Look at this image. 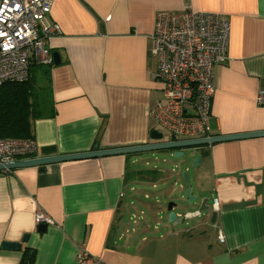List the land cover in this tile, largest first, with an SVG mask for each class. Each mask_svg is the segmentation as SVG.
Listing matches in <instances>:
<instances>
[{
	"label": "crops",
	"instance_id": "1",
	"mask_svg": "<svg viewBox=\"0 0 264 264\" xmlns=\"http://www.w3.org/2000/svg\"><path fill=\"white\" fill-rule=\"evenodd\" d=\"M188 4L231 21L228 59L215 67L211 133L264 131V104L257 99L264 94V0H53L48 18L61 32L47 41L53 65L37 75L38 87L48 89L32 120L38 148L17 160L155 142L150 108L163 96L151 51L155 18ZM188 154L169 173L132 167L134 154L0 170V264H76L82 248L103 264H264V135ZM194 156L202 157L196 168ZM183 170L198 196L186 213L208 197V216L163 231L152 227L163 207L151 202L148 186ZM180 188L178 217L186 213L176 209L189 205L186 183ZM40 211L54 220L45 230L35 221ZM133 214L143 219L134 222ZM4 242L21 247L7 249Z\"/></svg>",
	"mask_w": 264,
	"mask_h": 264
},
{
	"label": "built area",
	"instance_id": "2",
	"mask_svg": "<svg viewBox=\"0 0 264 264\" xmlns=\"http://www.w3.org/2000/svg\"><path fill=\"white\" fill-rule=\"evenodd\" d=\"M52 4L53 0H0V86L27 79L32 61L52 63L47 41L61 32L60 26L48 18ZM230 34L231 21L223 13L197 11L189 4L179 11L157 12L151 51L158 60L154 76L163 96L151 106L150 118L163 133L161 141L214 136L209 119L215 67L228 59ZM257 99L264 104V94ZM37 148L33 137L0 138V165L30 157ZM213 207H218L217 198ZM142 219L133 214L134 222ZM35 221L39 225L54 223L43 211L35 215ZM219 240L224 242L223 234ZM76 264L103 262L82 248Z\"/></svg>",
	"mask_w": 264,
	"mask_h": 264
},
{
	"label": "water",
	"instance_id": "3",
	"mask_svg": "<svg viewBox=\"0 0 264 264\" xmlns=\"http://www.w3.org/2000/svg\"><path fill=\"white\" fill-rule=\"evenodd\" d=\"M55 63H58V54L54 53ZM264 131H256V132H247V133H240V134H230V135H217L212 136L210 138H199V139H192V140H181L175 142H161L160 140L163 138V133L154 129L151 131V139L155 141L153 143L144 144L140 146H132V147H125V148H117V149H110V150H94L91 152H84L79 154H66V155H59V156H51V157H41V158H32L28 160H14L6 165H0V170H11L17 167H26V166H33V165H40V164H48L72 159H82V158H89V157H97V156H107V155H118V154H136L140 152H149V151H157V150H173V155L175 157H182L188 158L190 154L189 151H192L194 147L210 144V143H218L222 141L234 140V139H242L248 137H256V136H263ZM202 163L201 156H194L191 158V164L193 168L198 167ZM183 180L186 182V189L184 192V200L191 205L196 200H198V196L192 193V183L190 181L188 171H182ZM176 206L175 202H169L167 206L168 211V219L171 223H182L185 219H192L193 217H200L205 212H209L211 206L209 204V198L203 197L200 198V204L196 211L189 214H183L182 216L178 217L177 213L173 210ZM216 213L212 212V219L215 218ZM40 230H45L46 225L42 224L39 226ZM28 235L24 236V240H27ZM4 248L7 249H19L21 244L18 242H4Z\"/></svg>",
	"mask_w": 264,
	"mask_h": 264
},
{
	"label": "trees",
	"instance_id": "4",
	"mask_svg": "<svg viewBox=\"0 0 264 264\" xmlns=\"http://www.w3.org/2000/svg\"><path fill=\"white\" fill-rule=\"evenodd\" d=\"M50 64L32 61L29 76L23 81H7L0 86V138H31L32 120L40 116L39 105L47 94V88L38 87L37 75L49 72ZM28 263L34 251L27 255Z\"/></svg>",
	"mask_w": 264,
	"mask_h": 264
},
{
	"label": "rangeland",
	"instance_id": "5",
	"mask_svg": "<svg viewBox=\"0 0 264 264\" xmlns=\"http://www.w3.org/2000/svg\"><path fill=\"white\" fill-rule=\"evenodd\" d=\"M165 137L167 138L168 134L164 131ZM172 150H157L149 152H140L134 154L132 157L136 159L135 164H132V167H137L141 169H151L155 166L163 167L168 173L176 170L173 166L179 162L182 157H175ZM182 176L179 177H170L169 179L159 182L156 188H153L151 185L148 186L147 191L151 195V202L154 200L162 205V212L159 213L155 220H150L151 226L156 227L163 231L167 225L172 224L168 219L167 206L169 202H176L180 204L182 189L180 185L185 184ZM143 197L144 194H141ZM153 201V202H154ZM186 202V200H184ZM190 205H187L185 208H177L176 210L181 211V213H186L190 211ZM128 212H125V217H127ZM209 212H205L202 216L196 218H205ZM190 219H185L182 223H179L177 226H185L187 222H190ZM145 225V224H144ZM133 226V225H132Z\"/></svg>",
	"mask_w": 264,
	"mask_h": 264
}]
</instances>
